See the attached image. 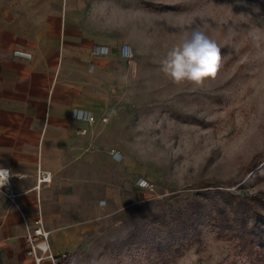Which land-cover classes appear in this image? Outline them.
I'll list each match as a JSON object with an SVG mask.
<instances>
[{"label": "rangeland", "instance_id": "1", "mask_svg": "<svg viewBox=\"0 0 264 264\" xmlns=\"http://www.w3.org/2000/svg\"><path fill=\"white\" fill-rule=\"evenodd\" d=\"M84 2L83 14L96 15L108 40L128 44L132 58L114 72L123 99L95 147L65 172V223L49 230L57 264H264L257 244L213 221L162 253L121 242L142 214L182 207L200 192L256 200L264 215V40L257 47L252 39L264 34V0ZM195 27L221 48L220 67L200 85L176 84L161 61ZM138 177L154 190L137 187Z\"/></svg>", "mask_w": 264, "mask_h": 264}, {"label": "crops", "instance_id": "2", "mask_svg": "<svg viewBox=\"0 0 264 264\" xmlns=\"http://www.w3.org/2000/svg\"><path fill=\"white\" fill-rule=\"evenodd\" d=\"M83 5L84 0H0V165L21 174L11 178L13 202L0 190V264H35L26 254L25 235L39 216L47 231L64 226L66 193L59 189L65 172L82 163L106 126H88L72 118L71 109L108 116L123 99L114 93L122 84L114 75L124 60L122 44L109 41L97 16L83 14ZM92 44H106L114 53L92 55ZM15 49L31 57L15 56ZM83 127L85 134L79 132ZM39 172L50 179L39 182ZM51 231L48 251L57 264Z\"/></svg>", "mask_w": 264, "mask_h": 264}, {"label": "trees", "instance_id": "3", "mask_svg": "<svg viewBox=\"0 0 264 264\" xmlns=\"http://www.w3.org/2000/svg\"><path fill=\"white\" fill-rule=\"evenodd\" d=\"M199 194L201 197L182 207L142 214L143 221L130 230L122 244L137 243L156 253L170 251L176 244L197 239L203 224L213 221L218 231L228 228L240 233L247 243L257 244L260 253L264 252V215L255 208L256 200L235 198L230 192L218 190Z\"/></svg>", "mask_w": 264, "mask_h": 264}, {"label": "clouds", "instance_id": "4", "mask_svg": "<svg viewBox=\"0 0 264 264\" xmlns=\"http://www.w3.org/2000/svg\"><path fill=\"white\" fill-rule=\"evenodd\" d=\"M255 11L258 12L259 9L257 8ZM252 39L259 47L260 42L264 40V34L254 33ZM220 63L221 48L217 42L201 31L199 27H195L191 29L181 44L173 47L167 53V56L161 61V71L176 84L187 81L200 85L206 78H213L217 75ZM74 115L78 118L77 113ZM14 175L21 178L20 173L14 174L10 168L0 165V189L6 187ZM145 199L147 200V198ZM105 205V201L100 202L101 207Z\"/></svg>", "mask_w": 264, "mask_h": 264}, {"label": "built area", "instance_id": "5", "mask_svg": "<svg viewBox=\"0 0 264 264\" xmlns=\"http://www.w3.org/2000/svg\"><path fill=\"white\" fill-rule=\"evenodd\" d=\"M90 53L92 55H107L109 53V47L106 44H92L90 48ZM13 54L15 56L24 57V58H30L31 53L15 49L13 51ZM120 54L127 58V60L130 63V60L132 58V48L126 44L123 43L120 47ZM74 113H77L78 118L74 115ZM71 116L72 118L83 121L88 124V126H93L96 123H101L102 125L107 124L109 118L106 115L97 117L92 111L82 108V107H73L71 109ZM79 132L81 134H85L87 132L86 128H80ZM110 156L114 160H119L121 158V153L118 150L111 149L109 152ZM50 174L48 172H39V175L37 176V180L40 182L41 180H49ZM143 181L144 183L141 184L140 182ZM135 183L137 187L141 189H145L147 191H153L154 190V184L150 180H147L144 177H138L135 180ZM2 192L5 193V195L8 197L10 201H14V193L11 188V180L10 183L4 187L3 189H0ZM103 201V200H102ZM49 231L45 230L42 226V219L39 216L35 220L34 226L31 228H28L27 233L25 235L26 243H27V249L26 254L28 256H31L35 262V264H40L41 260L43 259L44 254H46L54 263L53 255L48 251L49 245L47 243ZM64 255V254H63Z\"/></svg>", "mask_w": 264, "mask_h": 264}]
</instances>
